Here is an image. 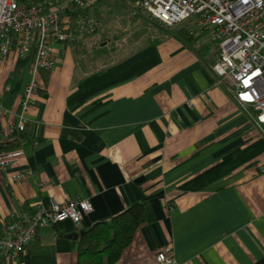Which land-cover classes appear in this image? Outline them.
<instances>
[{"label":"crops","instance_id":"1","mask_svg":"<svg viewBox=\"0 0 264 264\" xmlns=\"http://www.w3.org/2000/svg\"><path fill=\"white\" fill-rule=\"evenodd\" d=\"M140 14L145 24L113 39L98 40L100 27L53 43V65L38 71L19 133L32 56L10 52L1 64L0 139L21 155L0 170V224L48 200L88 199L92 209L78 226L38 228L0 264H75L77 239L65 234L134 202L150 218L114 264H155L164 244L175 264H264V134L214 85L209 30L192 20L166 28ZM15 173L23 178L11 180Z\"/></svg>","mask_w":264,"mask_h":264},{"label":"built area","instance_id":"2","mask_svg":"<svg viewBox=\"0 0 264 264\" xmlns=\"http://www.w3.org/2000/svg\"><path fill=\"white\" fill-rule=\"evenodd\" d=\"M137 8L162 26L192 20L209 30L217 53L208 65L214 85L220 86L250 114L264 134V0H136ZM93 0H0V66L10 52L18 57L31 53V77L16 114L14 130L25 128V112L37 90V73L53 65V43H74L93 34L99 20L91 10ZM21 155L0 139V170L13 167ZM23 174H11L18 181ZM92 209L88 199L65 203L48 200L28 214L0 224V258L14 259L33 241L38 228L64 220L78 226ZM155 264H175L171 246L164 244L154 255Z\"/></svg>","mask_w":264,"mask_h":264},{"label":"trees","instance_id":"3","mask_svg":"<svg viewBox=\"0 0 264 264\" xmlns=\"http://www.w3.org/2000/svg\"><path fill=\"white\" fill-rule=\"evenodd\" d=\"M179 35L187 40L192 37L182 30ZM149 218L145 204L134 202L111 217L83 229L77 238L75 264H114L130 243L136 228Z\"/></svg>","mask_w":264,"mask_h":264},{"label":"rangeland","instance_id":"4","mask_svg":"<svg viewBox=\"0 0 264 264\" xmlns=\"http://www.w3.org/2000/svg\"><path fill=\"white\" fill-rule=\"evenodd\" d=\"M92 4L91 10L99 18L98 28L101 27V30L95 35L100 41L105 38L113 39L117 32L124 28L133 29V27L136 28L138 25L141 26L146 23L140 14L141 11L137 8L136 0H93ZM209 43L211 46H216L211 37ZM101 52L102 50L95 54L102 55Z\"/></svg>","mask_w":264,"mask_h":264},{"label":"water","instance_id":"5","mask_svg":"<svg viewBox=\"0 0 264 264\" xmlns=\"http://www.w3.org/2000/svg\"><path fill=\"white\" fill-rule=\"evenodd\" d=\"M82 233H83V230L72 231V232L65 234V237L71 240H76Z\"/></svg>","mask_w":264,"mask_h":264}]
</instances>
